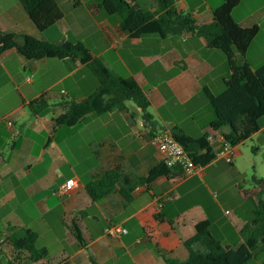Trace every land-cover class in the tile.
<instances>
[{
  "label": "crops",
  "instance_id": "0c3cea01",
  "mask_svg": "<svg viewBox=\"0 0 264 264\" xmlns=\"http://www.w3.org/2000/svg\"><path fill=\"white\" fill-rule=\"evenodd\" d=\"M56 1L64 18L54 27L60 30L62 39L50 41L46 32H39L15 0H0V30L54 44L78 43L68 36H83L87 45H80L101 59L115 76L137 82L149 100L147 114L155 127L144 119L140 108L129 102L122 110L89 115L76 126L54 129V119L65 110L56 107L34 116L29 104L43 95L52 105L90 97L98 86L86 73L87 65L67 59L29 61L16 49L2 54L0 239L5 242L0 264L185 263L190 259L189 248L204 251L196 232V225L204 221L211 223L212 235L223 246L242 245L240 232L253 220L260 188L246 179L243 183L251 186L242 187L240 178L245 173L237 162L245 157L240 147L247 141L261 139L258 154L264 155V120L257 134L235 147L232 164L215 158L207 166L187 173L178 166H168L151 145V139L168 128L172 132L179 128L194 139L204 135L217 142L224 139L228 128L214 131L210 127L215 115L204 89L214 95L225 90L229 76L225 55L209 49L206 39L197 33L131 38L121 31L118 17L100 9L98 0ZM130 1L146 11L158 9L157 0ZM221 4L222 0H174L176 10L191 15L196 27L213 24L214 10ZM63 6L68 8L64 10ZM233 16L244 26L260 28L246 56L256 70L264 65V0H242ZM91 23H95L96 31L91 32ZM93 48L100 51L94 53ZM57 88L60 92L51 94ZM60 97L67 99L59 101ZM63 127H70L88 144L98 165L78 171L77 164L69 162L55 134ZM71 149V157L78 160L84 147ZM162 163L171 168L170 174L149 180V172ZM116 168L124 176L122 183L107 197L94 201L86 187ZM72 178L78 183L74 193L69 197L60 195L61 188ZM121 185L133 188L130 201L121 194ZM249 203L248 213L237 214ZM112 225L126 228L128 234L107 236L105 230ZM74 227L79 229L83 245ZM24 230L38 235L37 247L47 250V258L33 262L28 253L14 251L9 240ZM263 261L264 251L260 260L249 264Z\"/></svg>",
  "mask_w": 264,
  "mask_h": 264
},
{
  "label": "trees",
  "instance_id": "16d2710c",
  "mask_svg": "<svg viewBox=\"0 0 264 264\" xmlns=\"http://www.w3.org/2000/svg\"><path fill=\"white\" fill-rule=\"evenodd\" d=\"M18 1L41 33L47 32L64 18L56 0ZM241 1L222 0V4L214 10L215 22L196 27L191 15L176 10L174 0H157L156 12L143 10L130 0H98L100 9L109 16L118 17L121 31L131 38L149 35L166 38L184 33H197L206 39L209 49L225 55L229 68L225 90L219 95H214L209 89H204V94L215 115L210 124L211 129L220 131L228 128L224 139L234 148L257 134L264 120V65L253 70L246 59L249 48L260 33V28L258 25L244 26L234 19L233 12ZM11 49H16L29 61L44 59L81 61L98 79L97 90L83 101H61L57 105H52L47 95H43L29 104L34 116L47 114L56 107L63 108L64 114L54 119V129L58 126H76L89 115L101 116L122 110L129 102L140 108L144 113V119L155 127L147 114L149 100L137 82L132 78L115 76L101 59L93 57L79 43L66 41L54 44L29 35L18 36L0 30V56ZM172 133L195 165L204 167L215 160L216 155L207 135L194 139L179 128H174ZM171 171V168L162 163L149 172V180L168 176ZM123 177L119 168L107 171L91 182L86 191L94 201H99L111 194L116 186L122 183ZM252 182L260 188V192L253 210V220L240 232L244 243L237 247L223 246L212 235L211 223L200 222L196 225V232L204 251L196 252L189 248L190 259L177 264H249L253 260H260L261 252L264 251V180L253 177ZM132 191L133 188L127 189L121 185V194L127 201L131 200ZM73 231L83 245L79 229L74 227ZM37 240L36 233L24 230L21 235L15 233L9 241L15 252L28 253L33 262H38L47 258L48 252L37 247Z\"/></svg>",
  "mask_w": 264,
  "mask_h": 264
},
{
  "label": "rangeland",
  "instance_id": "374dc122",
  "mask_svg": "<svg viewBox=\"0 0 264 264\" xmlns=\"http://www.w3.org/2000/svg\"><path fill=\"white\" fill-rule=\"evenodd\" d=\"M18 1V0H15ZM59 2L63 1V0H58ZM78 1V0H76ZM86 3H89V0H83ZM68 8V6H63V9L66 10ZM90 23V22H89ZM92 24V23H91ZM91 32L96 31L97 27L95 25V23H93L91 25ZM48 39H50V41H58V39H62L63 36H61V32L57 27H52L50 30H48L46 32ZM70 39H75V41H78L79 44L81 45H87L86 39L83 36H75V38H73L72 35L68 36ZM259 44L256 45V50H259ZM100 50L99 49H95L93 48V52L94 53H98ZM86 73H88L90 75V77L93 79L94 85L95 87H97L99 85L98 79L91 73L90 70H86ZM29 78L33 79L32 73H29ZM215 89V87H214ZM60 89H54L52 93H59ZM67 98H62L60 97L59 101L61 100H65ZM210 109L213 111L211 105H210ZM189 125V122H188ZM64 128V129H63ZM59 132H56V137H57V142L60 145V147L62 148V150H64L66 156L68 157L69 162L72 165L77 164V170L78 171H83L86 167H88L89 165H93L96 166L98 165V160L92 156L89 153L90 148L88 147V144L83 143L80 138L78 137L77 133L71 131L70 127H63ZM262 140H258L255 139L254 141H247L246 143H244L243 145H241L240 150L244 153L243 158H241V160H239L237 163L239 164V166L241 167V169L244 171L245 175L242 176V178H240L241 181V185L242 187H246L249 188L251 186V184L248 183H243V180L246 179L247 181H252L253 177H258V179L263 176L264 177V166L262 164V162H264V155L258 154V149L261 148L262 145ZM71 146H83L84 149H81L79 151V153H81V156H79L78 160H74L71 157ZM262 149V148H261ZM85 150V151H84ZM263 152V151H261ZM259 155L258 159L256 158V156ZM65 171H68V167L64 168ZM248 202H253V201H248ZM250 209V203L244 207H242V209L240 210V212L237 211V214L240 213H248ZM66 225H69V222L65 223ZM259 254V253H258ZM257 254V255H258ZM257 257V256H256ZM257 260H253L250 263H254Z\"/></svg>",
  "mask_w": 264,
  "mask_h": 264
},
{
  "label": "built area",
  "instance_id": "2783aa9c",
  "mask_svg": "<svg viewBox=\"0 0 264 264\" xmlns=\"http://www.w3.org/2000/svg\"><path fill=\"white\" fill-rule=\"evenodd\" d=\"M11 124V123H10ZM210 146L215 151L216 158L232 164L235 157V148L225 139L219 142L214 140L213 137L208 138ZM151 145L155 147L162 155L163 160L170 167L178 166L185 172L190 173L199 169L202 166L195 165L184 147L176 141L172 129H164L158 132L152 139ZM78 187L76 179H69L61 188L60 195L69 197L74 193ZM105 234L111 238H118L128 234V230L122 226L112 225L105 230ZM5 240L0 239V251L4 245Z\"/></svg>",
  "mask_w": 264,
  "mask_h": 264
}]
</instances>
